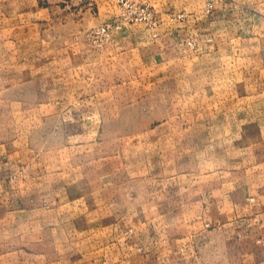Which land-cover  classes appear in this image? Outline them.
<instances>
[{
	"label": "rangeland",
	"instance_id": "374dc122",
	"mask_svg": "<svg viewBox=\"0 0 264 264\" xmlns=\"http://www.w3.org/2000/svg\"><path fill=\"white\" fill-rule=\"evenodd\" d=\"M149 3L0 0V264H134L167 187L264 182V0Z\"/></svg>",
	"mask_w": 264,
	"mask_h": 264
},
{
	"label": "crops",
	"instance_id": "0c3cea01",
	"mask_svg": "<svg viewBox=\"0 0 264 264\" xmlns=\"http://www.w3.org/2000/svg\"><path fill=\"white\" fill-rule=\"evenodd\" d=\"M239 177L214 166L192 184L167 187L149 209L172 212L151 219L150 239L131 226L140 251L134 264H264V182L232 184Z\"/></svg>",
	"mask_w": 264,
	"mask_h": 264
},
{
	"label": "built area",
	"instance_id": "2783aa9c",
	"mask_svg": "<svg viewBox=\"0 0 264 264\" xmlns=\"http://www.w3.org/2000/svg\"><path fill=\"white\" fill-rule=\"evenodd\" d=\"M117 1L122 9L121 16L124 17L126 21H132V22L145 21L149 23L150 26H152L155 23V19H154L155 13L153 12L150 3L147 2L146 0H117ZM107 34L109 33L107 32Z\"/></svg>",
	"mask_w": 264,
	"mask_h": 264
}]
</instances>
